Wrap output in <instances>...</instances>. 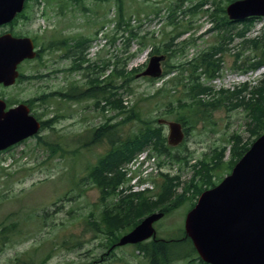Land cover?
<instances>
[{
    "label": "rangeland",
    "instance_id": "374dc122",
    "mask_svg": "<svg viewBox=\"0 0 264 264\" xmlns=\"http://www.w3.org/2000/svg\"><path fill=\"white\" fill-rule=\"evenodd\" d=\"M202 1L29 0L25 13L20 17L21 20L13 25L12 31L17 35L35 36L42 45L40 53L47 54L40 59L38 56L36 59L24 62L21 67L24 78L13 86H0V96L5 97L10 103L28 101L34 114L45 121V125L38 135L0 154V238L6 237L0 251V264H14L17 256L26 253H31L36 261L43 260L45 264H148L143 252L136 245L128 244L110 250L115 238H119L130 228L115 230L113 235L107 232L102 220L105 206L100 198L99 189L92 182H88L89 170L98 157L110 149L109 142L107 140L99 142L80 151L82 141L77 140H88L92 135L93 130L87 134L80 133L85 129L89 118L90 122L99 124L105 122L109 116L111 122L116 123L130 113L133 105L140 110L138 111L140 117L151 120L152 125H158L155 120L160 116L171 119L183 113L182 109L169 112L172 108L167 103L176 100L184 93L176 92L173 96L160 94L148 99L147 96L153 94L162 85L164 79H156L154 82L147 78H134L117 91L118 95L121 97L124 95L126 100V107L123 108L127 111L125 113L112 106L108 111L93 108V99L87 101L84 98L76 101L52 96L46 103L42 100L43 95L66 86L59 71L51 77H44L56 65L53 63L50 65L48 53L60 48L49 47V43L60 41L65 29L83 39L92 36L90 46L93 48L90 51L95 53L99 49L98 54L93 55L99 56L97 60L99 65L104 64L103 57L108 65L107 57L110 58V66L106 68V73L109 72L113 76L109 87L105 86V91L116 92L115 86L122 84L129 75L117 77V72L113 74L112 69L116 67V65L112 66L113 60L119 59L116 61L117 71L124 64L127 70L136 68L133 72L135 76L137 71L147 65L151 49L158 48L164 51L172 36L177 35L185 26L189 29L178 41L188 39L194 43V45H184L187 47L186 58L194 56L202 49L210 48L218 38H222L217 35V30L211 32L206 30L209 27V15L206 12L184 13L188 7ZM181 2L184 3V7L175 13L181 21L180 27L168 26L166 23L171 18L173 6ZM228 3L229 0H207V4L202 7L205 9L206 6H216L220 11ZM115 21L116 26H114ZM118 23L120 30L116 29ZM133 25L142 29L143 35H139L143 37L142 43L141 40H132L129 50H126L124 47L130 39V29ZM263 25L264 19L256 20L247 37L257 35ZM234 27L235 30L241 28L240 25ZM102 30L109 35L107 44L103 48L98 40ZM178 46L179 44L175 42L173 48ZM226 48L227 50L221 55L224 58L222 71H232L233 77L226 78L222 83L219 79L203 78L206 84L212 85L216 90L223 85L226 89L234 90V81L241 83L246 78L253 80L263 78L264 69L256 70L247 76H236L241 70L231 69L235 65V54L243 50L239 37L231 41ZM172 53L173 56L168 62L172 65H177L185 58L179 52ZM249 54H254L253 50L248 49V52H244L245 57ZM254 60L255 58L251 61ZM238 63H243V60ZM57 65L62 66L63 61L60 59ZM129 88L133 90L128 91ZM250 89L248 86L246 93H250ZM113 96L115 94L110 97L114 98ZM236 101L234 99L232 102ZM226 103L231 104V102ZM86 104L90 106V114L83 109ZM249 119L243 106L228 108L223 106L212 110L207 119L200 118L196 122L189 123V133L182 145L171 148L169 154L165 156L156 157V165L159 168L169 171L170 175H181L185 183L184 188L191 183L190 190L186 194L182 192L183 184L179 186L178 195L184 196L174 204L175 206L170 204L172 208L169 212L155 223L157 237L170 238L182 233L186 214L197 197L195 185L203 183L201 174L194 177L192 165L199 160L200 169L206 173L208 170L205 168V163L211 164L216 160L222 166L217 169L218 174L212 177L216 181L219 176L224 177L229 170L228 166L231 165L228 140L234 134H241L245 143L253 138L251 130L247 128ZM142 124L141 120H131L118 126V131L127 137L129 133L136 132ZM163 128L167 137L168 129ZM221 150H224L222 156ZM183 156L187 157L189 164H186L184 158L175 160ZM155 178L154 195L160 192L159 183H162L164 177L157 174ZM205 178L209 180V175L207 174ZM187 263V260L175 262V264ZM191 264L205 263L193 258Z\"/></svg>",
    "mask_w": 264,
    "mask_h": 264
},
{
    "label": "trees",
    "instance_id": "16d2710c",
    "mask_svg": "<svg viewBox=\"0 0 264 264\" xmlns=\"http://www.w3.org/2000/svg\"><path fill=\"white\" fill-rule=\"evenodd\" d=\"M214 20L216 26L221 29L231 26L229 20L226 17H220L214 15ZM250 20L244 21L243 31L240 36H245L246 32L252 27V22ZM117 29H120V23L117 25ZM131 38L138 36L139 32L134 28L130 29ZM247 46L255 48V63L250 64L251 68H258L260 65L264 64V26L261 33L255 36V38L250 40H245ZM168 47L173 44V40L169 41ZM219 50L217 47L209 53H204L200 56L198 61L188 60L186 62L180 63L181 67H178V71L189 72L186 76H171L161 88L155 90L154 94H168L176 92L179 86H183L185 91V97L178 98L177 104L174 101H170L167 104L170 105L172 109L177 108V110L182 109L183 113L175 115V119L182 121L183 123H190L192 121L196 122L200 118H208L212 110L219 109L227 101L237 100L232 106L243 105L252 119L255 127L253 133L255 136L261 134L264 131V77L258 82H255L250 89V96L244 95V91L248 89L247 84H244L242 88L236 89L235 91L229 92L227 90L221 89L220 91H214L212 86L206 85L201 81V76L203 73H208V77L215 76V74L220 69V59H216L214 55ZM173 65H168L165 69V74H172ZM199 68L202 71L198 73ZM244 70L247 67L243 68ZM118 70L116 64L115 72H117V77H127L122 84H117L115 86L116 92L114 98H111V104L117 109H123L126 107L123 104V97L119 96L117 91L121 86H126L133 80V72L136 69L127 71L126 65ZM179 73V74H181ZM153 80V79H150ZM170 83V84H169ZM247 88V89H246ZM253 88V89H252ZM133 90L132 88L128 89ZM104 93L102 88L99 90V94ZM244 95V96H243ZM138 107H133L130 109V115L127 116L123 121L116 122L114 124V136L111 140L110 149L98 158V162L92 166L89 171V181H92L95 185L100 188L101 198L105 203V210L103 213V222L107 227V232L113 235L115 230L126 229L134 227L141 219L143 215L149 213L156 208L164 207L167 211L172 208L170 204H176L181 200V197L186 194L189 190L187 187L183 188V194L178 195V187L181 184L180 176H170L165 174V178L160 185V192L154 197L147 192H127L125 188L119 189L121 183L125 180V174L120 170V167L133 159L139 152L150 148L158 155L169 154L170 147L166 144L165 133L162 127L152 125L151 121H146L139 116ZM126 112V110L124 111ZM134 119H139L142 121V125L137 129L136 132L129 133L127 137L118 134V125L121 122H126L127 120L133 121ZM45 124V122L43 123ZM108 123L103 124L98 128V133L96 136L99 138L107 137ZM236 145L232 150L233 164L243 155L247 150L248 145L242 144V137L237 135L235 137ZM242 145V149L238 150ZM224 150L220 151L222 156ZM221 159V157H220ZM198 165H194V167ZM217 165L216 167H218ZM215 167V168H216ZM206 173H204L200 168L197 169L194 177L198 175L203 176V185H195L197 188L196 196L199 195L204 189L214 186L216 182L212 180V170L213 167H209L205 164ZM211 171V173H210ZM209 175V180L205 177ZM176 198V201H174ZM177 198H179L177 200ZM175 206V205H174ZM1 234V233H0ZM3 235V234H2ZM0 238V251L5 241ZM2 239V240H1ZM138 248L143 252L148 264H175L176 261L187 260V264H191L193 258H198L196 249L193 246L191 239L184 233L175 238L169 239H156L143 244L138 245ZM45 262L36 261L35 258L29 253L23 256H17L14 264H44Z\"/></svg>",
    "mask_w": 264,
    "mask_h": 264
},
{
    "label": "water",
    "instance_id": "95a60500",
    "mask_svg": "<svg viewBox=\"0 0 264 264\" xmlns=\"http://www.w3.org/2000/svg\"><path fill=\"white\" fill-rule=\"evenodd\" d=\"M24 0H0V23L11 20L23 9ZM232 19L264 15V0H236L227 7ZM33 46L10 34L0 37V82L12 84L19 75L18 63L34 56ZM153 56L138 74L159 76L161 60ZM0 100V149L33 135L40 122L26 104L5 111ZM170 128L169 143L183 139L182 126L161 119ZM164 215L158 211L146 216L118 244L137 243L156 235L154 222ZM186 232L201 257L211 264H264V133L218 185L204 191L186 217Z\"/></svg>",
    "mask_w": 264,
    "mask_h": 264
},
{
    "label": "flooded vegetation",
    "instance_id": "af4514ba",
    "mask_svg": "<svg viewBox=\"0 0 264 264\" xmlns=\"http://www.w3.org/2000/svg\"><path fill=\"white\" fill-rule=\"evenodd\" d=\"M17 22H11V23H5L0 25V35L3 33L10 32L12 34H15L12 31V28H14V24ZM12 26V27H11ZM70 37V39H69ZM74 38H78L77 35L74 33H70L68 31H64V33L61 36L60 41V48L54 49L50 51L48 62L50 65L56 64L52 67L50 72H47L44 76L51 77L53 74H56L59 72L62 73V77L65 80L66 86L62 88V95L66 99L69 95H71L70 91L73 88V86L76 87V89H79L81 92L86 91L87 94V101L89 100H95L97 99V90L99 89V74L100 70L98 67V61L94 59V57L91 55V53H88L89 50V43L91 40H87L88 47L86 50L83 49V43L77 41ZM51 41L49 44V47L55 48L56 46L52 45ZM42 49V46H39V50ZM60 53H56V52ZM39 58H42L43 55H46L47 53H38ZM63 61V65L59 66L57 65V62L59 60ZM109 61V60H108ZM78 76V77H77ZM80 77V78H79ZM102 82L103 86H105L106 82V74L102 75ZM77 83V84H76ZM110 82H108L109 87ZM78 95V94H75ZM96 102V101H95ZM95 102L93 103V108L96 107ZM83 109L87 114H90V106L84 105ZM94 117V115H92ZM96 128L100 127V123H95ZM87 128L94 127V123L90 122V118L87 121ZM86 129H83V132H85ZM98 139V137H96Z\"/></svg>",
    "mask_w": 264,
    "mask_h": 264
},
{
    "label": "bare ground",
    "instance_id": "6f19581e",
    "mask_svg": "<svg viewBox=\"0 0 264 264\" xmlns=\"http://www.w3.org/2000/svg\"><path fill=\"white\" fill-rule=\"evenodd\" d=\"M242 88V87H241ZM247 89V88H246ZM253 89V88H252ZM225 90V89H224ZM249 91V90H248ZM244 96V95H243Z\"/></svg>",
    "mask_w": 264,
    "mask_h": 264
}]
</instances>
